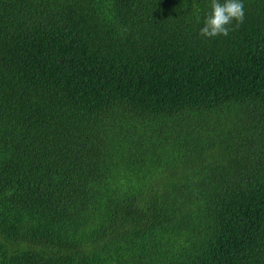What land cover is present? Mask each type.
<instances>
[{"label": "trees", "instance_id": "trees-1", "mask_svg": "<svg viewBox=\"0 0 264 264\" xmlns=\"http://www.w3.org/2000/svg\"><path fill=\"white\" fill-rule=\"evenodd\" d=\"M209 7L0 0V264H264V0Z\"/></svg>", "mask_w": 264, "mask_h": 264}, {"label": "clouds", "instance_id": "clouds-1", "mask_svg": "<svg viewBox=\"0 0 264 264\" xmlns=\"http://www.w3.org/2000/svg\"><path fill=\"white\" fill-rule=\"evenodd\" d=\"M244 20L245 0H210V7L202 18L199 33L207 38L228 36L233 30V21L238 25Z\"/></svg>", "mask_w": 264, "mask_h": 264}]
</instances>
